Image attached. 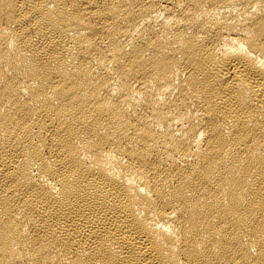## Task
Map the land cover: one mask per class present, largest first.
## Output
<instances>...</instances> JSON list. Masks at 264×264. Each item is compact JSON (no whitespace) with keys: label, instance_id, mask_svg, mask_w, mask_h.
Masks as SVG:
<instances>
[{"label":"bare ground","instance_id":"6f19581e","mask_svg":"<svg viewBox=\"0 0 264 264\" xmlns=\"http://www.w3.org/2000/svg\"><path fill=\"white\" fill-rule=\"evenodd\" d=\"M0 264H264V0H0Z\"/></svg>","mask_w":264,"mask_h":264}]
</instances>
